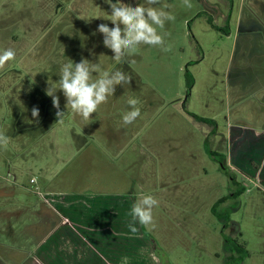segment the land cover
Masks as SVG:
<instances>
[{
    "label": "rangeland",
    "instance_id": "rangeland-1",
    "mask_svg": "<svg viewBox=\"0 0 264 264\" xmlns=\"http://www.w3.org/2000/svg\"><path fill=\"white\" fill-rule=\"evenodd\" d=\"M51 1L0 0V51L11 48L16 53L15 60L0 70V133L10 138L6 147H0V181H8L11 185L18 182L29 190L36 187L43 194L48 188L93 191L105 184L97 182L101 179L97 177V162L100 160L106 169L109 165V155L100 151L96 141L90 136L85 141L81 137H73L72 132L76 134L77 130L64 120L57 126H50L43 119L40 126L35 127H28L25 121L20 122L22 114L29 109V106L23 107L22 101L26 102L33 92L42 94L43 90L39 92L41 86L48 88L50 78L59 75H51L54 67L47 58L49 40L56 35L51 31L57 19ZM231 10L232 35L227 36L210 23L196 20H190L180 30L181 18L175 16V20L169 22L171 30L158 29L164 34L165 45L171 50L164 52L159 47L146 46L137 50L139 55L134 58L136 62L130 65L145 83L142 89H162L174 99L176 108L186 119L195 122L189 114L193 113L214 121H197L209 131V135L211 127L215 128L207 147V150L214 151V160L205 155L202 146L200 155L196 153L190 160L183 158L178 161L182 172L170 170L167 176H161V172L164 169L166 172L170 165L165 161L155 167L156 173L150 170L149 176L152 177L135 178L132 184L138 199L152 195L158 201L153 208L154 232H149L161 239L174 238L178 248L171 254L169 252L174 264H225L227 252L223 232L232 244L237 239L245 245L249 256L243 264H264V192L228 166L226 139L229 127L238 121L239 114L238 118L252 125V128L258 123L264 126L261 103L252 98L239 104L242 98L240 94L236 96V88L233 90L231 87L234 83H231L233 76L230 74L242 59L264 57V0H233ZM75 21L79 22L73 18ZM223 24V19H220L216 25L223 27ZM237 26L247 27L249 31L243 51L241 45L244 43L237 33ZM65 37L56 36V43ZM22 56L27 57L24 63L26 69L17 76L16 70L22 67L18 59ZM29 68L34 71H29ZM108 68L106 71H112L114 67ZM57 70L60 72L59 65ZM187 71L194 80L191 89L187 85ZM21 95H24L23 98H20ZM139 100L141 103L143 98ZM42 101L40 107L45 108L41 106ZM245 104H249L248 109H241ZM169 122L173 123L171 120ZM152 136H157L155 129ZM183 147L188 149L187 146ZM96 158L99 160L96 161ZM222 160L232 177L223 170ZM119 161L120 165L123 164L124 158ZM104 178L112 180L109 175ZM144 183L146 188L142 189ZM243 183L246 184L243 186ZM221 196H228L220 205L223 216L230 219L228 226L212 212L216 200ZM165 198L169 202L166 206L171 207L169 210L179 214L181 211L183 219V225L175 226L169 233L163 230L159 218L167 212L161 208ZM162 261H167L164 256Z\"/></svg>",
    "mask_w": 264,
    "mask_h": 264
},
{
    "label": "crops",
    "instance_id": "crops-1",
    "mask_svg": "<svg viewBox=\"0 0 264 264\" xmlns=\"http://www.w3.org/2000/svg\"><path fill=\"white\" fill-rule=\"evenodd\" d=\"M232 1L190 0L192 7L188 8L184 0H160L161 4L154 6L166 5V11L181 18L180 30H183L190 20L211 24V19L217 24L218 20L223 19V27L217 26L229 36L234 33L230 24ZM51 2L57 13L55 26L51 31L56 33L55 37L67 36L60 43H56L55 37L49 40L47 58L54 67L52 76L59 74L58 65L61 67L68 63L69 59L80 62L83 58L100 64L103 70H109L108 67L112 65V71L118 67L129 73L132 80L129 85H117L114 95H110L107 102L100 105L97 112L87 121L74 114L70 107L66 108L63 93L57 91L60 110L65 112L64 122L77 130L76 134L72 132L73 137H81L85 141L90 136L97 142L100 151L109 155L107 169L103 168L100 160L96 158V161L99 160L96 165L99 171L97 177L101 178L97 182L105 184L104 187L93 191L48 188L43 194L36 187L35 190H29L17 184L18 182L11 185L8 181H0V264H162V256L174 264L169 256V252L171 254L178 248L174 238L170 237L169 240L168 237L161 239L152 236L150 232H154L153 227L133 221L130 212L138 198L134 195L132 184L135 178L152 177L153 175L149 176L150 170L154 172L155 167L165 161L170 162V165L166 172L165 169L161 172V176H167L170 170L182 172L178 161L183 158L190 160L196 153L200 155L202 146L205 155L213 159L208 154L207 147L215 128L211 127L209 135V131L200 126L199 121L190 113L196 123L186 119L176 108L174 99L162 89L141 88L145 83L130 65L136 62L134 58L139 55L137 50H142L147 45H139L135 51L130 52L127 55L128 64L115 65L111 58L113 53L104 47L103 35L97 31V27L101 23L113 27L109 3L119 0ZM121 2L131 6H148L146 0ZM73 18H77L80 24L73 22ZM169 22L165 23L162 31L172 29ZM237 33L242 36L243 51L248 28L237 26ZM26 59V56L18 59V64L22 67L16 70L17 76L26 69ZM235 66L236 70L230 73L233 76L231 83H234L231 87L233 90L236 88V96L240 94L239 97L242 98L239 104L255 98L264 109V57H248L247 60L237 62ZM29 71L34 70L29 68ZM97 77L98 74L94 73L93 79ZM58 80L59 75L54 79L50 78L49 86L58 87ZM37 82L41 83L40 78ZM46 89L41 86L39 92L43 91L40 95L33 92L29 96V99L32 98L30 104H27L29 99L26 102L20 99L23 100V107L29 106L28 112H24L25 117L22 114L20 118L21 123L25 121L28 127L40 126L42 119L50 126L61 123L58 122L57 109L53 107L51 97L46 95ZM129 98H143V101L137 105L140 108V116L133 123L125 125L122 117L130 110L127 104ZM41 99V106L45 108L40 107ZM33 107L39 109L38 121L31 115ZM248 107L249 104H245L241 109ZM239 115L238 121L229 127L226 136L229 148L227 164L231 170L238 171L242 178L250 180V183L264 192V126L258 123L252 128V125L239 119ZM170 120L173 123H170ZM66 128L69 129V126ZM154 129L156 137L152 136ZM183 146L188 149L185 150ZM142 154L144 156H141ZM122 158L124 163L120 165L119 159ZM90 160L92 159L87 161ZM107 175L111 176L112 180L104 178ZM245 184L243 183V186ZM141 188H146L145 183ZM222 197L224 196L218 199L216 197V202ZM166 201V198L163 203L160 200L161 208L167 212L162 213L159 218L164 226L163 230L169 233L175 226H182L183 219L181 211L180 214L170 211L171 207L166 206L169 203ZM129 224H134L137 231H130Z\"/></svg>",
    "mask_w": 264,
    "mask_h": 264
},
{
    "label": "clouds",
    "instance_id": "clouds-1",
    "mask_svg": "<svg viewBox=\"0 0 264 264\" xmlns=\"http://www.w3.org/2000/svg\"><path fill=\"white\" fill-rule=\"evenodd\" d=\"M160 0H146L145 6L138 4L131 6L122 3L121 0L116 3H109L111 8V23L109 27L106 23H101L97 31L103 35L104 47L111 50V56L115 65L129 63L127 55L135 51L139 45L159 47L162 51H170V47L165 45L164 34L158 32V29H164L167 21L175 20V16L166 11V5L160 8L155 7ZM186 7L191 8L190 0H184ZM99 18V17H97ZM16 53L13 49L7 48L0 51V70L4 69L9 62L15 60ZM98 74L93 79V74ZM132 76L117 67L116 70H103L98 63H92L87 59H81L80 62H74L69 59L60 67L58 87H48L46 95L51 97L52 105L56 111L58 122H62L65 112L60 110V98L56 95L61 91L66 100L65 107L82 117L83 120H90L93 113H96L99 106L106 103L108 97L113 96L116 86L129 85ZM127 104L130 110L123 117L125 125L133 123L141 114L138 98H129ZM31 115L34 120H39V109L33 107ZM10 138L4 133H0V147H6ZM158 201L152 195L141 196L132 205L130 215L133 221H138L143 226L155 227L153 218V208L157 206ZM129 229L136 232L134 224H129Z\"/></svg>",
    "mask_w": 264,
    "mask_h": 264
},
{
    "label": "trees",
    "instance_id": "trees-1",
    "mask_svg": "<svg viewBox=\"0 0 264 264\" xmlns=\"http://www.w3.org/2000/svg\"><path fill=\"white\" fill-rule=\"evenodd\" d=\"M210 22H211V25L213 28H215L217 30L220 29L216 24H214L211 21V19H210ZM186 75H187V85L191 89L194 85L193 77L189 71H187ZM190 114L198 121L200 120V121H204L207 123H213L214 122L213 120H209L207 118L197 116L196 114H193V113H190ZM207 151H208V154L215 159L216 155H215L214 151H212L210 149H208ZM220 162L222 163L223 170H225L226 173L230 177H232V174L227 170L228 169L227 164L223 160ZM227 197L228 196H224L216 202V204L213 207V212L218 219L225 221L227 226H228L230 224V222H229L230 219L227 216L224 217L222 210H220V205L226 201ZM223 236H224V242H225V249L227 252V258L224 260L225 264H243L245 261V258L249 256V253H248L245 245L243 243H240L239 241H237V239H235L233 241V244H232L231 239L228 238L227 235L224 234V232H223ZM162 263L168 264L167 261L166 262L162 261Z\"/></svg>",
    "mask_w": 264,
    "mask_h": 264
}]
</instances>
